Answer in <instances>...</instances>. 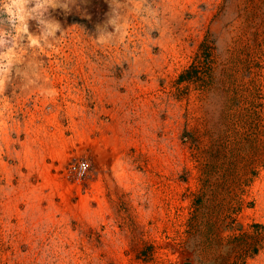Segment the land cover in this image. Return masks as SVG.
I'll list each match as a JSON object with an SVG mask.
<instances>
[{
	"label": "rangeland",
	"instance_id": "1",
	"mask_svg": "<svg viewBox=\"0 0 264 264\" xmlns=\"http://www.w3.org/2000/svg\"><path fill=\"white\" fill-rule=\"evenodd\" d=\"M17 1L0 264H264V0Z\"/></svg>",
	"mask_w": 264,
	"mask_h": 264
},
{
	"label": "trees",
	"instance_id": "2",
	"mask_svg": "<svg viewBox=\"0 0 264 264\" xmlns=\"http://www.w3.org/2000/svg\"><path fill=\"white\" fill-rule=\"evenodd\" d=\"M201 46L206 50V51H204V54H203V56L205 58L202 57L200 54L197 55L198 56L197 60L191 64V67H189L188 69H186L184 72H182L179 75V77L176 80L177 83L180 84V83L185 82V81L186 82H190V81H198L199 79H201L200 78L201 77V73H202L201 72V67H202L201 62L210 61L209 60L210 57L208 56L209 53L207 51V47H208V50H209V45H206V43L203 42L201 44ZM177 89L180 90V91H183V89L180 86H178Z\"/></svg>",
	"mask_w": 264,
	"mask_h": 264
},
{
	"label": "built area",
	"instance_id": "3",
	"mask_svg": "<svg viewBox=\"0 0 264 264\" xmlns=\"http://www.w3.org/2000/svg\"><path fill=\"white\" fill-rule=\"evenodd\" d=\"M88 169V163L84 160L79 161L77 164H72L71 170L74 171L77 175H85Z\"/></svg>",
	"mask_w": 264,
	"mask_h": 264
},
{
	"label": "bare ground",
	"instance_id": "4",
	"mask_svg": "<svg viewBox=\"0 0 264 264\" xmlns=\"http://www.w3.org/2000/svg\"><path fill=\"white\" fill-rule=\"evenodd\" d=\"M12 1H14V0H12ZM18 1L20 2V1H22V0H18ZM18 1H17V2H18ZM26 2H27V1H26ZM20 3H21V2H20ZM18 4H19V3H18ZM22 4H23V3H22ZM30 4H31V3H30ZM26 5H27V4H26ZM28 5H29V4H28ZM14 6H15V5H14ZM18 6H19V5H18ZM20 6H21V4H20ZM22 6H23V5H22ZM15 7H16V6H15ZM27 7H28V6H27ZM27 7H26V9H27ZM29 7H30V6H29ZM28 10H29V9H28ZM24 11H25V10H24ZM19 13H20V12H19ZM2 40H3V39H2ZM0 42L2 43L3 41L0 40ZM4 44H5V43H4ZM3 47H4V46H3ZM8 60H13V59L11 58V59H8ZM8 60H7L6 62H9ZM12 62H13V61H12ZM9 63H10V62H9ZM9 63H8V64H9Z\"/></svg>",
	"mask_w": 264,
	"mask_h": 264
}]
</instances>
